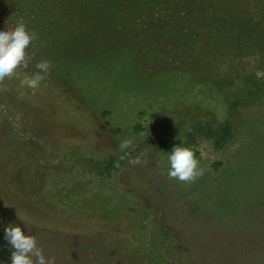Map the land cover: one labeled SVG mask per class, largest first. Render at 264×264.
Returning a JSON list of instances; mask_svg holds the SVG:
<instances>
[{
  "label": "rangeland",
  "instance_id": "rangeland-1",
  "mask_svg": "<svg viewBox=\"0 0 264 264\" xmlns=\"http://www.w3.org/2000/svg\"><path fill=\"white\" fill-rule=\"evenodd\" d=\"M188 2L125 0L99 29L69 28L74 44L54 39L60 1L0 0V26L36 34L0 80V261L15 223L54 264H264V37L201 53ZM180 143L203 170L190 182L167 175Z\"/></svg>",
  "mask_w": 264,
  "mask_h": 264
},
{
  "label": "trees",
  "instance_id": "trees-1",
  "mask_svg": "<svg viewBox=\"0 0 264 264\" xmlns=\"http://www.w3.org/2000/svg\"><path fill=\"white\" fill-rule=\"evenodd\" d=\"M58 1L66 7L69 17L61 15V19L58 18L53 27L56 35L54 39H62L63 43L82 42L81 38L71 39L68 37L69 28H74L85 21L86 25H94L99 29L104 22L103 17L113 16L116 18L121 11L120 7L129 9L128 6H125V0H87L80 3L79 0ZM225 1L227 2L225 3ZM242 2L243 0H219L218 2L189 0L186 6L183 5L187 15L182 16V24L195 25L201 36L200 38L195 36V48H198L201 53L220 48L226 53L231 52L234 55L243 56L249 52L251 47L256 45L260 48L263 46L261 42L264 31L261 28L264 26V8L255 13L256 15H252L246 9H242ZM58 3L55 2L53 6L56 7ZM110 23L113 25V22ZM57 29L63 33L58 35Z\"/></svg>",
  "mask_w": 264,
  "mask_h": 264
},
{
  "label": "clouds",
  "instance_id": "clouds-1",
  "mask_svg": "<svg viewBox=\"0 0 264 264\" xmlns=\"http://www.w3.org/2000/svg\"><path fill=\"white\" fill-rule=\"evenodd\" d=\"M36 39V34L30 31L21 20L14 26H0V80L13 78L18 66H27L28 54L26 50ZM40 71L20 80L22 87L35 89L39 87L44 75L50 70V63L42 60L36 64ZM126 144L122 145L125 147ZM121 159H124L122 156ZM169 168L167 175L179 181L190 182L203 174L199 161L194 152L184 143L175 144L167 157ZM139 164V158L129 161ZM21 219H23L21 217ZM26 226L28 223L25 219ZM4 239L11 249V264H54V260L46 257L44 250L39 246L34 234H26L25 229L19 224L8 223L4 227ZM0 264H5L0 261Z\"/></svg>",
  "mask_w": 264,
  "mask_h": 264
}]
</instances>
